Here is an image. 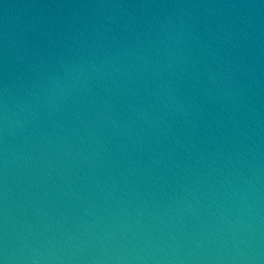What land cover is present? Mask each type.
I'll list each match as a JSON object with an SVG mask.
<instances>
[{"label":"water","instance_id":"1","mask_svg":"<svg viewBox=\"0 0 264 264\" xmlns=\"http://www.w3.org/2000/svg\"><path fill=\"white\" fill-rule=\"evenodd\" d=\"M0 264H264V0H0Z\"/></svg>","mask_w":264,"mask_h":264}]
</instances>
